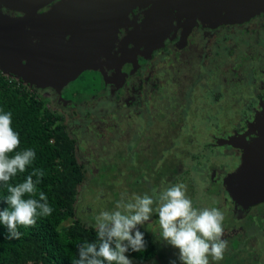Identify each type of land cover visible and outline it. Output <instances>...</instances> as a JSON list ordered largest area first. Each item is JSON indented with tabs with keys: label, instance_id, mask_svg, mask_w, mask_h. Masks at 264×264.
<instances>
[{
	"label": "rangeland",
	"instance_id": "1",
	"mask_svg": "<svg viewBox=\"0 0 264 264\" xmlns=\"http://www.w3.org/2000/svg\"><path fill=\"white\" fill-rule=\"evenodd\" d=\"M260 13L248 16L246 20L249 23L242 26H218L213 37L197 34L194 45L187 47L189 51L175 56L159 55L152 68L142 69L140 77L146 79L143 84L145 93L142 97L137 96V101L129 106L123 99L116 102L114 94L110 93L105 98H91L74 107H61L48 99L47 91H39L48 107L66 113L64 120L78 140L79 158L86 165L92 162L87 167L88 180L80 186L77 203V211L85 221L92 219L95 223V217L101 211L114 209L118 200H130L134 193L158 194L173 184L183 183L194 206L217 207L224 214L222 238L227 241V247L223 259L213 261L209 257L210 264H264V217L262 221L255 219L243 229L245 220L241 213H233L231 209L235 202L229 199L221 184V176L233 166L235 154L231 150L222 151L226 147L213 144L217 137L230 131L234 123L242 122V110L257 98L255 93L260 92L255 84L261 78L258 77L254 83L250 81L253 72L259 71L256 60L251 59L245 63V71H237L240 72L237 85H234L236 81L230 85L240 87L241 92H236V97L231 94L226 97V93L216 96L217 92H222L225 75L231 73L232 65L243 61L241 56L247 53L264 56V15ZM234 20L231 24L244 22ZM200 53L204 54L202 60L198 57ZM220 71H223V77L215 80ZM174 75L179 77L176 84ZM190 80L196 83L189 85ZM181 86L188 87L183 92ZM254 86L255 92L252 90ZM77 87L80 86H70L69 90ZM85 87L88 94L94 91V87ZM229 101L239 102L240 106L227 107L225 103ZM178 114H182L181 123L178 122ZM127 121L130 122L127 124ZM169 121L176 123L171 127ZM167 125H170V134ZM155 129L158 133L166 131L170 138L165 139L166 133L161 138L165 140L160 144V150L164 148L163 154L156 155L155 149V154L149 155L144 150L149 138L155 135L152 134ZM142 130L144 132L139 134ZM120 138L126 141L127 146L121 144ZM138 142L141 149L135 147ZM176 144L189 150L180 165L181 170L176 176L166 172L157 181L159 175L156 171L162 168L165 152L174 150ZM140 229L153 236L158 250L146 261H140L129 253L133 264H169L170 260L176 259V250L165 246L159 236V218L151 216Z\"/></svg>",
	"mask_w": 264,
	"mask_h": 264
},
{
	"label": "flooded vegetation",
	"instance_id": "2",
	"mask_svg": "<svg viewBox=\"0 0 264 264\" xmlns=\"http://www.w3.org/2000/svg\"><path fill=\"white\" fill-rule=\"evenodd\" d=\"M186 1L172 0L168 5L169 11L159 13L154 22L149 21L146 14L157 0H0V13L8 18L26 16V9L34 12L33 15L27 16L24 28L18 31L23 37L17 40L18 46L21 54L26 55L21 58L24 68H20L16 60L5 59L2 62L11 72L5 74L21 85L37 90L38 93L40 90L47 91L48 99L61 107H74L91 98H105L110 93L114 94L116 102L123 99L124 104L129 106L134 100L137 101V96L142 97L145 93L143 84L146 79L140 77L142 69L152 68L159 55L175 56L182 51H189L188 48L194 45L193 41L199 33L204 37H213L219 27L228 28L249 23L244 19L242 23L231 24L232 21L229 20L234 19H228L223 8L219 9L216 5L206 9L207 6L201 5V1ZM197 6L206 11L199 13L196 11ZM263 11H260L262 13L259 15H264ZM37 17H41L40 23ZM20 50H17V53ZM9 51L8 55L15 52L14 44ZM204 54L200 53L198 57L202 60ZM241 58L243 61L232 65L231 73L225 75V85L221 86L222 92H217L216 96L226 93V97L228 94L236 97V92H241L240 87L230 85L235 81L234 85H237L240 77V72L237 71H245L244 65L251 59L256 60L259 71L253 72L250 81L254 83L258 77L261 78L255 84L260 92L255 93L257 98L242 110V122L234 123L230 131L217 137L216 143L222 144V148L226 147L221 150H231L236 157L231 169L221 176V184L226 192L228 184L225 178L233 174V181H239L237 173L246 151L225 140L233 137L238 141L244 139L248 146L252 147L264 131V56L261 53H247ZM188 61L186 60L187 63ZM16 68L25 73L26 79L13 73ZM223 75V71H220L215 80L221 79ZM68 76L71 78L67 81ZM178 78L177 75L173 76L175 84ZM191 82L192 85L196 83L195 80H190L189 85ZM52 86H64L61 90L62 97ZM70 86H90L94 87V91L90 92V96L85 100L73 101ZM255 86L252 88L253 92ZM187 87L181 86L182 91ZM184 98L187 99V95H184ZM225 104L227 107L240 106L239 102L229 101ZM62 113L65 117L66 113ZM181 115L178 114L180 123ZM217 121L220 122V119ZM129 122L127 121V124ZM170 123L175 124L176 121H169L168 124ZM238 126L242 128L238 129ZM141 132L144 131H139V134ZM144 151L149 152L148 148ZM229 199H232L231 195ZM234 202L231 210L233 213H241V218L247 225L264 217V198L247 206L236 200ZM241 218L239 217L238 221Z\"/></svg>",
	"mask_w": 264,
	"mask_h": 264
},
{
	"label": "clouds",
	"instance_id": "3",
	"mask_svg": "<svg viewBox=\"0 0 264 264\" xmlns=\"http://www.w3.org/2000/svg\"><path fill=\"white\" fill-rule=\"evenodd\" d=\"M12 112L0 108V184L8 194L0 207V226L7 229V239H19L18 225L33 226L37 218L52 214L53 207L45 192L39 191L44 172L33 169L23 182L8 183L25 172L36 158L34 148L15 151L20 133L12 126ZM36 177L34 180L33 177ZM155 205V207H154ZM159 217V236L165 246L176 250L169 264H210L223 259L227 241L222 238L224 214L217 207H197L187 195L183 183L173 184L158 194H133L130 200H118L114 209L101 211L95 217L96 239L77 246L72 264H133L129 255L147 246L140 226L153 213Z\"/></svg>",
	"mask_w": 264,
	"mask_h": 264
},
{
	"label": "trees",
	"instance_id": "4",
	"mask_svg": "<svg viewBox=\"0 0 264 264\" xmlns=\"http://www.w3.org/2000/svg\"><path fill=\"white\" fill-rule=\"evenodd\" d=\"M85 88L87 87L80 86L72 90L71 99H87L90 95L84 91ZM75 92L79 94L76 96ZM45 102L37 90L21 85L0 70V108L12 112V126L20 133L21 143L14 152L29 147L36 151L33 163L8 183L14 185L23 182L33 169L42 170L44 176L37 185V198L39 191L45 192L54 209L51 215L37 218L33 226L18 225L22 232L19 239H7L6 227L0 226V264H72L77 256V246L84 240L96 239L94 221H85L77 211L80 186L88 180L87 167L92 162L86 165L78 157V140L70 132L63 113L48 107ZM166 128L168 129V125ZM241 128L242 126H238V129ZM167 132L169 133V129ZM165 133L166 131L158 133L159 155L164 153V148L160 150V144L165 141L161 139ZM165 137L169 139L170 135L166 133ZM216 142L217 139L215 144H218ZM185 149L176 144L174 150L165 152L162 168L156 171L157 176L159 175L157 181L166 172L177 175L188 152ZM227 193L230 197L228 190ZM7 194V185L0 184V207H8L4 202ZM152 216L154 219L159 218L155 212ZM243 225L245 230L248 225ZM145 240V249L131 252L140 261L151 259L158 250L153 236L145 233Z\"/></svg>",
	"mask_w": 264,
	"mask_h": 264
},
{
	"label": "water",
	"instance_id": "5",
	"mask_svg": "<svg viewBox=\"0 0 264 264\" xmlns=\"http://www.w3.org/2000/svg\"><path fill=\"white\" fill-rule=\"evenodd\" d=\"M172 0H157V3L153 4L152 8L147 12L146 17L149 21L155 20L156 16L159 13L164 14V12L169 11V4ZM189 3H194L201 1V5L207 6L206 9H210L213 6H216L220 9L223 8L225 11L224 15H227L228 19H237L239 21L246 19L248 16L255 14L264 9V0H187ZM186 1V2H187ZM187 2V3H188ZM184 4V2H183ZM186 6V4H184ZM201 8V9H200ZM203 7L197 6L199 13L206 11ZM26 16L17 17V18H8L4 14L0 13V70L3 73L11 74L9 68L5 67L3 60H12L17 61L19 67H23V62L21 58H24L26 55L21 54L20 47L18 46L19 39L23 37L19 34V30L24 28L26 19L28 15H33V10H24ZM33 17V16H32ZM161 17V16H160ZM34 18V17H33ZM40 23L41 17H37ZM36 18V19H37ZM233 21V20H229ZM155 22V21H154ZM23 31V30H22ZM30 40V39H29ZM25 41V39H24ZM31 42V40H30ZM15 48V52L10 53L9 49L11 46ZM34 45V44H33ZM17 50H20L17 53ZM13 73L26 79L24 72L19 71V68H16ZM69 77V76H68ZM71 76L67 79V81ZM45 87V86H39ZM62 97V87L64 86H52ZM227 143L232 145H237L243 148L246 152L244 154L243 163L239 169L238 178L239 181H233V174H229L225 178V182L228 184V191L233 200L238 201L243 206H247L250 203L261 201L264 198V131L260 137H258L254 145L249 147L246 140L241 139L240 141L236 140L234 137L228 140H225Z\"/></svg>",
	"mask_w": 264,
	"mask_h": 264
},
{
	"label": "crops",
	"instance_id": "6",
	"mask_svg": "<svg viewBox=\"0 0 264 264\" xmlns=\"http://www.w3.org/2000/svg\"><path fill=\"white\" fill-rule=\"evenodd\" d=\"M121 132H122V131H120V136H121ZM152 134H155V135H154V136H151V137L149 138V144H148V145H150V148H148V150H149V155H153V154H155V149H156V155H157V154H158V151H159L158 130L155 129L154 133L152 132ZM72 135H73V134H72ZM138 138H139V137H138ZM120 140H121V141H120L121 144H125V146H127L126 141H123L122 138H120ZM125 146H124V148H125ZM120 147H122V146L120 145ZM135 147L139 149V147H140L139 142L135 144ZM77 154H78V153H77ZM78 157H79V155H78Z\"/></svg>",
	"mask_w": 264,
	"mask_h": 264
},
{
	"label": "built area",
	"instance_id": "7",
	"mask_svg": "<svg viewBox=\"0 0 264 264\" xmlns=\"http://www.w3.org/2000/svg\"><path fill=\"white\" fill-rule=\"evenodd\" d=\"M12 79V78H11Z\"/></svg>",
	"mask_w": 264,
	"mask_h": 264
}]
</instances>
